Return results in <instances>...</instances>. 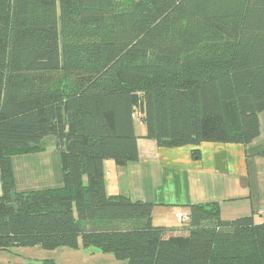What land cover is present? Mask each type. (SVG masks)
Listing matches in <instances>:
<instances>
[{"label":"trees","instance_id":"trees-1","mask_svg":"<svg viewBox=\"0 0 264 264\" xmlns=\"http://www.w3.org/2000/svg\"><path fill=\"white\" fill-rule=\"evenodd\" d=\"M137 111L145 139L194 160L202 143L256 139L264 0H0V250L264 264V215L196 204L175 231L153 225L152 204L106 193L104 162L138 160ZM49 144L62 186L17 192L11 159Z\"/></svg>","mask_w":264,"mask_h":264},{"label":"crops","instance_id":"crops-1","mask_svg":"<svg viewBox=\"0 0 264 264\" xmlns=\"http://www.w3.org/2000/svg\"><path fill=\"white\" fill-rule=\"evenodd\" d=\"M258 121L259 136L251 143H202L198 147L200 157L194 160L191 147H159L155 141L145 139L144 125L134 119L138 160L121 167L104 162L106 193L152 204L153 225L175 231L179 224L176 228L164 223L177 221L175 214L187 215L188 208L196 204L216 203L225 220L256 214L255 220L260 222L264 215V157L260 155L264 152V111ZM11 167L17 192L62 186L60 155L52 144L41 153L13 157ZM60 250L66 255L79 252L83 258L109 257L112 262L110 255L98 252ZM45 259L52 258L25 264ZM112 263H116L114 258Z\"/></svg>","mask_w":264,"mask_h":264},{"label":"rangeland","instance_id":"rangeland-1","mask_svg":"<svg viewBox=\"0 0 264 264\" xmlns=\"http://www.w3.org/2000/svg\"><path fill=\"white\" fill-rule=\"evenodd\" d=\"M141 117L142 115L140 111H137L135 113V121L141 123ZM178 224L182 225L181 223H177L175 219L167 220L164 223V225H171L176 228H178ZM180 232H178L177 235H186L183 230H181ZM48 252L50 251L43 250L39 247L13 248L10 251L0 250V264H25L28 261L42 259L47 256L52 258L53 261H55L57 264H121V261L118 258L116 259L112 255H110V258L112 262L114 258L116 263H112L110 259H107L109 257L83 258L79 252H76V250H70V252L76 253H69L68 255H66V253H64V251H61L60 249H55L50 254Z\"/></svg>","mask_w":264,"mask_h":264},{"label":"built area","instance_id":"built-area-1","mask_svg":"<svg viewBox=\"0 0 264 264\" xmlns=\"http://www.w3.org/2000/svg\"><path fill=\"white\" fill-rule=\"evenodd\" d=\"M175 218L177 219L178 223H182L186 221V216L182 215L181 213L175 214Z\"/></svg>","mask_w":264,"mask_h":264}]
</instances>
